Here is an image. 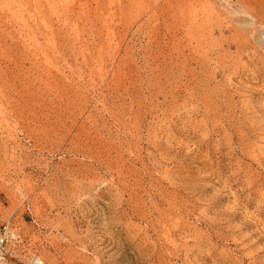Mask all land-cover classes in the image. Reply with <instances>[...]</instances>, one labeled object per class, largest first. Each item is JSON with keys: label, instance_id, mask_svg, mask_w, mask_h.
<instances>
[{"label": "rangeland", "instance_id": "374dc122", "mask_svg": "<svg viewBox=\"0 0 264 264\" xmlns=\"http://www.w3.org/2000/svg\"><path fill=\"white\" fill-rule=\"evenodd\" d=\"M263 10L0 0V226L47 264H264Z\"/></svg>", "mask_w": 264, "mask_h": 264}, {"label": "built area", "instance_id": "2783aa9c", "mask_svg": "<svg viewBox=\"0 0 264 264\" xmlns=\"http://www.w3.org/2000/svg\"><path fill=\"white\" fill-rule=\"evenodd\" d=\"M0 264H47L30 238L11 223L0 226Z\"/></svg>", "mask_w": 264, "mask_h": 264}, {"label": "bare ground", "instance_id": "6f19581e", "mask_svg": "<svg viewBox=\"0 0 264 264\" xmlns=\"http://www.w3.org/2000/svg\"><path fill=\"white\" fill-rule=\"evenodd\" d=\"M253 23H254V26H258L259 28L261 27L264 29V10L260 13H257V15H254Z\"/></svg>", "mask_w": 264, "mask_h": 264}]
</instances>
